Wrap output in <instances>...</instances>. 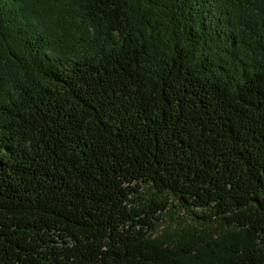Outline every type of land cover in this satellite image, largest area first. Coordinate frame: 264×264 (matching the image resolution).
Here are the masks:
<instances>
[{"label":"trees","instance_id":"16d2710c","mask_svg":"<svg viewBox=\"0 0 264 264\" xmlns=\"http://www.w3.org/2000/svg\"><path fill=\"white\" fill-rule=\"evenodd\" d=\"M0 264H264V0H0Z\"/></svg>","mask_w":264,"mask_h":264},{"label":"rangeland","instance_id":"374dc122","mask_svg":"<svg viewBox=\"0 0 264 264\" xmlns=\"http://www.w3.org/2000/svg\"><path fill=\"white\" fill-rule=\"evenodd\" d=\"M151 191L152 190L145 187L140 191V194H138V196L140 198H148ZM135 200L136 198L134 199V201ZM161 200L167 201V208H165L164 212H161V221L157 226L158 232H162L165 230H178L179 228L192 223V219L190 217L191 214L187 210L185 211L182 207H180L177 201L173 200L170 197H167L166 199L162 197Z\"/></svg>","mask_w":264,"mask_h":264}]
</instances>
